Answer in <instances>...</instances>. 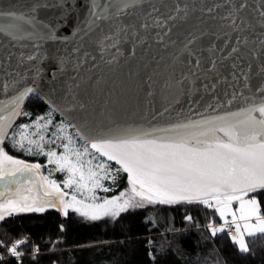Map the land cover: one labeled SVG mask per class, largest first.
Returning a JSON list of instances; mask_svg holds the SVG:
<instances>
[{"label":"snow or ice","instance_id":"snow-or-ice-1","mask_svg":"<svg viewBox=\"0 0 264 264\" xmlns=\"http://www.w3.org/2000/svg\"><path fill=\"white\" fill-rule=\"evenodd\" d=\"M63 6L64 0H57L55 4L37 0L27 12L0 11V36L7 41H0V49L7 50L6 55L0 53V93H16L11 99L0 100V220L15 212H43L45 206L62 209L65 215L71 209L85 219L95 221L102 217L116 218L122 212L146 204H200L213 208L222 221L218 227L208 223L211 234L215 236L228 229L229 238L238 250L248 253L250 249L245 237L264 235V212L256 198H247L250 193L264 190V0H254V3L249 0H212L211 3L199 0V4L183 5L173 0L172 6L164 0H104L103 3L90 0L85 27L80 29L83 33L80 40L87 37L103 57L109 48L119 52V46L129 39L134 42L135 54L136 41L140 45L147 43L153 29L157 30L156 43L175 46L177 40L172 39L173 29L183 27V39L179 40L181 47L174 58L184 64L187 73L175 83L183 85L187 82L197 91L198 80L219 79L225 69H239V60L245 55L259 57L261 65L256 85H250L248 73L241 70L243 87L248 94L239 93L243 103L237 110L167 128L116 129L99 138L85 131L86 126L61 122L55 125L53 139L45 141L41 132L53 124L52 113L69 111L47 100L51 111L48 117L40 116L34 121L31 127L35 131L29 132L28 124H20L17 126L19 131H13L10 136L8 129L12 127L13 119L29 115L22 111L21 105L30 95L39 92L37 81L43 79L44 71L40 64L49 58H59L60 72L66 71L65 59L57 57L59 50L53 48L48 55L41 51L44 43L55 44L60 40L54 19L45 21L36 15L38 9H62ZM197 12L199 15H195ZM233 35L235 42L230 47ZM9 44L11 48L21 49L20 53L12 52ZM28 48L32 51L25 53L24 49ZM226 48L229 51L222 54ZM205 52L208 53L206 58L200 55ZM89 55L84 53L85 58ZM13 59L15 65L9 63ZM79 67L78 61L73 70ZM248 69L251 70V64ZM230 74L232 80L239 79L236 71ZM53 79H56L55 75ZM162 87L169 89L173 85L165 81ZM215 88V84L211 87L208 83L203 85L205 92H215ZM152 95L149 91L148 96ZM236 99L237 92H233L228 105ZM167 111L165 108L164 112ZM41 121L45 122L42 124ZM69 127L75 130L76 140L68 133ZM9 136L13 148L27 154L42 153L48 164L55 165V171L67 173L63 188L75 189L70 201L65 200L68 193L56 180L41 174L40 164L26 163L5 150L3 145ZM37 136L38 139L33 138ZM57 140L66 141L59 145L63 147L62 154L45 151V143L54 144ZM77 140L83 142L82 151L75 146ZM96 154L106 160L93 165ZM83 157L90 158L85 160ZM107 161H114L119 167L112 169ZM114 172L127 174L128 190L96 203L99 199L95 195L96 189L110 191L102 181L111 179L115 182ZM76 193L84 199H77ZM234 204L237 205L235 209ZM186 219L191 221L192 217ZM231 230L235 235L230 234ZM23 243L17 241L7 249L8 253L12 257H21L23 253L17 249Z\"/></svg>","mask_w":264,"mask_h":264},{"label":"water","instance_id":"water-1","mask_svg":"<svg viewBox=\"0 0 264 264\" xmlns=\"http://www.w3.org/2000/svg\"><path fill=\"white\" fill-rule=\"evenodd\" d=\"M36 2L37 0H0V11H13L19 14L27 12ZM39 2L55 4L57 0H39ZM100 2L103 3L104 0ZM164 2L170 6L173 5V0H164ZM178 2L182 5L184 3L199 4V0H178ZM208 2L211 3L212 0ZM249 2L254 3V0ZM89 4L90 0H64L62 9L55 7L38 9L36 13L38 19L45 21L54 19L56 31L60 37L59 42L55 44L44 43L41 51L44 55H48L53 48L59 50L57 57L65 59L66 71L60 72L59 58H49L41 63L40 67L44 71L43 79L37 81L39 89L37 95L45 102L51 100L53 104L69 109L67 112L58 111L57 113L69 124L86 126L85 131H89L93 137H106L116 129L131 127L152 130L171 127L181 122L186 123L189 120L199 121L206 117L223 116L242 105L240 92L248 94L247 89L243 87L241 70L248 73L250 85L254 86L259 82L257 74L261 59L253 58L249 54L239 60V69H225L223 76L219 79L213 77L211 81L198 80L196 82L198 91L191 89L187 82L183 85L176 84L175 82L182 78V74L187 73L184 64L174 58L177 49L181 47L179 40L183 39V27L173 29L172 39L177 40L175 46L169 44L165 47L163 44L156 43L154 35L157 30L153 29V35L148 37L147 43L140 45L136 41L135 54H133L134 42L129 39L127 43L119 46V52L116 48H109L101 57L96 47L88 42L87 37L83 41L80 40V36L83 35L80 29L85 27ZM0 41L7 42L3 36H0ZM234 42L233 35L230 47ZM216 43L221 44L222 41H216ZM11 51L18 55L21 49L11 48ZM24 51L27 53L32 49L28 48ZM228 51L229 49L226 48L222 54H227ZM242 51L247 52L248 49H242ZM85 52L90 53L86 58ZM0 53L6 55L7 50L0 49ZM200 55L206 58L208 53ZM110 60L113 62L108 63ZM78 61L80 67L74 71L73 67ZM9 63L15 65L16 60L13 59ZM249 64H251L250 71ZM232 71L237 72L238 80H232L230 74ZM53 75L56 79H53ZM165 81H170L173 87L163 88ZM205 83H208L210 87L211 84H215V92L211 90L205 92L203 90ZM149 91L153 93L152 96H148ZM233 92H237V99L229 106L227 101L231 99ZM14 94L16 93L12 91L7 94L0 93V100L11 99ZM28 98L21 105L22 109ZM47 104L51 107L49 103ZM165 108H168L167 112H164ZM161 112L164 114L161 115ZM19 117L13 119L12 127L8 129L9 134ZM7 139L8 137L6 141ZM109 162L115 164L114 161Z\"/></svg>","mask_w":264,"mask_h":264},{"label":"trees","instance_id":"trees-1","mask_svg":"<svg viewBox=\"0 0 264 264\" xmlns=\"http://www.w3.org/2000/svg\"><path fill=\"white\" fill-rule=\"evenodd\" d=\"M22 111L29 115H20L11 133L19 131L17 126L20 124H28L29 132L35 131L31 125L40 116L48 117L51 107L38 95H30ZM51 119L53 124L41 132L45 141L53 139L55 125L66 122L57 112L52 113ZM74 132L68 128V133L76 140ZM10 136L4 146L10 155L29 164H40L41 173L56 180L64 192L70 196L75 192L74 188H63L67 173L55 171V165L48 164L42 153L27 154L13 148ZM33 138L38 139V136ZM63 143L66 141L45 143V151L62 154L63 147L59 145ZM82 145L77 140L75 146L81 151ZM96 156L93 165L106 160ZM107 163L112 169L119 167ZM114 175L115 182L111 179L102 181L110 191L96 189L95 195L99 197L96 203L128 190L127 174L114 172ZM76 195L84 199L79 193ZM253 197L264 212V190L248 196ZM236 207L234 204L233 208ZM186 217H192V220ZM209 222L222 223L213 208L183 202L146 204L122 212L116 218L102 217L95 221L71 210L65 215L55 208L43 212H15L0 220V256L3 257L0 264H264V235L246 237L250 251L242 253L226 232L213 236L207 227ZM17 241H24L17 249L23 253L19 258L12 257L7 251Z\"/></svg>","mask_w":264,"mask_h":264},{"label":"rangeland","instance_id":"rangeland-1","mask_svg":"<svg viewBox=\"0 0 264 264\" xmlns=\"http://www.w3.org/2000/svg\"><path fill=\"white\" fill-rule=\"evenodd\" d=\"M33 194H34V193H33ZM111 198H114V197H111ZM111 198H109V199H111ZM247 198H248V197H247ZM70 199H71V196H70V195H67V196L65 197V200H66V201H70ZM77 199H80V198H77ZM86 203H90V202H86ZM100 203H102V202H100ZM49 208H55V209H58V208H56V207L45 206V210H46V209H49ZM58 210L61 211L62 213H64L62 209H58ZM70 210H71V209H69L68 212H69ZM71 211H72V210H71ZM26 212H29V211H26ZM221 224H222V223H220V224H214V226H217V227H218V226H220ZM246 237H247V236H246ZM246 237H245V238H246Z\"/></svg>","mask_w":264,"mask_h":264},{"label":"built area","instance_id":"built-area-1","mask_svg":"<svg viewBox=\"0 0 264 264\" xmlns=\"http://www.w3.org/2000/svg\"><path fill=\"white\" fill-rule=\"evenodd\" d=\"M228 219L230 220L231 219V217H228ZM228 235H229V230L228 229H226V231H225ZM231 235H235V232H234V230H231V233H230Z\"/></svg>","mask_w":264,"mask_h":264},{"label":"flooded vegetation","instance_id":"flooded-vegetation-1","mask_svg":"<svg viewBox=\"0 0 264 264\" xmlns=\"http://www.w3.org/2000/svg\"><path fill=\"white\" fill-rule=\"evenodd\" d=\"M42 174V173H41ZM35 194V193H34ZM42 195V194H41Z\"/></svg>","mask_w":264,"mask_h":264}]
</instances>
